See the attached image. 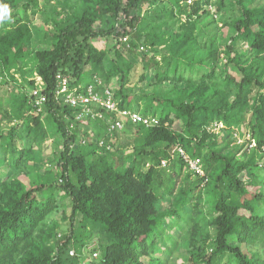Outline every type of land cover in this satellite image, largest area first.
<instances>
[{
    "label": "trees",
    "instance_id": "obj_1",
    "mask_svg": "<svg viewBox=\"0 0 264 264\" xmlns=\"http://www.w3.org/2000/svg\"><path fill=\"white\" fill-rule=\"evenodd\" d=\"M53 1L0 0V13L9 8L0 21V100L9 99L0 113L12 125L0 129V264H83L85 254L89 264H264V0H63L66 16L36 34L31 15ZM12 69L22 83L10 90L1 78L14 81ZM34 73L45 84L41 113L27 96ZM58 73L72 85L101 80L120 109L159 125H126L111 141L106 121L80 124L55 102ZM216 124L226 135L211 132ZM237 133L249 141L234 145ZM120 135L131 138L128 152L116 145ZM50 137L61 150L31 182L29 164ZM79 138L85 144L70 148ZM178 147L200 159L204 177L172 153ZM63 203L66 229L51 218ZM254 244L250 255L241 250Z\"/></svg>",
    "mask_w": 264,
    "mask_h": 264
},
{
    "label": "built area",
    "instance_id": "obj_2",
    "mask_svg": "<svg viewBox=\"0 0 264 264\" xmlns=\"http://www.w3.org/2000/svg\"><path fill=\"white\" fill-rule=\"evenodd\" d=\"M197 1L199 0H183L181 5L192 6ZM183 18L181 19L184 21L185 18ZM120 41L126 42L127 37L120 38ZM139 51L143 53L145 52V48L141 47ZM55 79L56 86L53 91L55 102L59 106L65 105L74 110L73 118L80 124L96 119L106 121L107 137L111 141L114 139L116 133L124 130L126 125H142L148 128L159 125V120L156 117L143 116L136 111L120 109L112 90L109 87H104L102 81L97 78H93L88 84L80 85H72L70 78L61 73H58ZM28 80L33 82V86L28 90L27 96L36 113H41L43 105L47 102V96L44 93V81L36 73ZM105 113L111 117V120H107L108 118ZM70 128L72 130L73 126L71 125ZM78 143L84 145L85 140L79 138L73 141L70 148L74 149ZM98 145L100 148L110 149V146L105 144L104 139L100 140ZM177 154L181 156L189 172L194 176H205L200 159L190 158L181 148H177ZM166 163V161H163L161 166L165 167ZM69 254L70 256H74V251L71 250ZM94 257H97V254H94ZM83 264H86V262L83 261Z\"/></svg>",
    "mask_w": 264,
    "mask_h": 264
},
{
    "label": "rangeland",
    "instance_id": "obj_3",
    "mask_svg": "<svg viewBox=\"0 0 264 264\" xmlns=\"http://www.w3.org/2000/svg\"><path fill=\"white\" fill-rule=\"evenodd\" d=\"M77 0H73V2H76ZM248 3H252L253 1L252 0H247ZM62 2L63 0H54L50 7H46V8H41L35 15H31L30 17V26L31 28L37 33V31L39 32H44L45 29H48V30H51L52 29V25L50 23L51 21V18L52 16H55V15H58V13L60 14V16L58 17V19H61L63 17L66 16V10L63 8V5H62ZM51 10V11H50ZM57 10V12H56ZM210 12L213 14L214 13V10L213 8L211 7L210 8ZM215 17V16H214ZM184 19V18H183ZM215 20H218L217 17H215ZM223 25H218V29L220 28V31H219V37L220 38H225L227 35V30L224 29V27L222 28ZM39 42V41H38ZM48 42L47 41H44V42H40V47L43 48L45 47L46 43ZM108 44L110 46H112L113 44V41H108ZM100 48L103 47L104 44L103 42H97V44ZM221 46H222V43H221ZM139 68L135 71V75L138 76L139 74ZM134 83L131 84V86L135 87V86H138L136 85V81L134 80L133 81ZM115 86V82L112 81L111 83V88ZM148 89L147 90H151L150 87H147ZM13 90V89H11ZM4 94L5 96H7L5 93H3V91L0 92V96ZM8 98V97H6ZM0 103L2 104V106H0V112H2V110L4 108H6L7 106V103H6V100L2 98V102L0 100ZM27 115V114H25ZM11 122L8 121V119H2L1 118V113H0V129L2 130H6V129H9L11 127ZM86 133H91L92 132V129H89V127H85L84 128ZM211 132H215L217 134H220V135H226L225 134V131L223 130V126L220 124H216L212 127L211 129ZM80 137V136H79ZM117 147L119 148H122L124 149L125 152H128L129 149H130V145H131V138L130 136L128 135H120L119 137H117ZM234 140H235V143L234 145H241L243 142L245 141H249V137L248 136H244V137H240L239 134L237 133L235 136H234ZM254 146V143H252L251 147ZM179 148V147H178ZM61 150V146L59 145V141L55 138V137H50L44 144H43V147L40 148V150H38L39 152H41L40 154V162L39 163H35L33 165L29 164V174H28V178L31 182H34L35 180V175H36V171H39V172H43L45 168L49 167L50 164H51V161H52V157L58 152ZM172 153L174 155L177 154V148H175ZM173 154H172V157H173ZM168 165V163H166V166ZM7 171H9V169L7 170L6 168L4 169V173L7 174ZM188 173L187 170L184 171L183 175H186ZM8 174H10V172H8ZM1 173H0V178H1ZM182 175V177H183ZM241 178L244 180V181H248L249 180V173L245 172L242 174ZM194 180V177L192 176V179L191 181ZM205 196V194H203ZM171 203H172V197H167L166 199L162 200L160 202V210L161 211H164V210H169L171 208ZM206 209V208H205ZM190 211V210H189ZM63 213L68 216L69 215V211L68 209L66 208V204L63 203L62 205H60V210L58 211L57 214H54L51 218L57 220L60 224H62V228L63 229H66L67 228V225H68V222L67 220H63ZM171 219H166V224H165V227H167L166 225L169 224L171 221ZM209 232H210V236H211V239L214 238L215 236V232L213 230L212 227L209 228ZM169 234L171 236H174V237H177V238H180L181 237V232L180 230L178 229V227L176 226H173L170 230H169ZM96 245V241L95 240H92L91 242V245L89 246V249H93ZM259 247V245L257 244H254L253 246H246V245H241V250L247 254V255H250V252H255L257 251V248ZM179 254H183L185 255L186 254V248L185 247H180L179 251H178ZM177 254H175L173 256L172 259L175 260V258L177 257L176 256ZM176 256V257H175ZM88 255L85 254L84 256V261L86 262V264H89L88 262ZM144 263L147 262V259L146 258H143L142 259ZM181 261H177V264H180ZM225 264H228L227 262H224Z\"/></svg>",
    "mask_w": 264,
    "mask_h": 264
},
{
    "label": "crops",
    "instance_id": "obj_4",
    "mask_svg": "<svg viewBox=\"0 0 264 264\" xmlns=\"http://www.w3.org/2000/svg\"><path fill=\"white\" fill-rule=\"evenodd\" d=\"M10 75L13 76L14 81L13 80H10L8 74H6V73H4L3 79L1 78V80L6 81L7 83H9V86H11L9 88L11 90V89H13V85L22 83V79H21L20 73H17L13 69L10 71ZM8 100H6V103H7Z\"/></svg>",
    "mask_w": 264,
    "mask_h": 264
},
{
    "label": "clouds",
    "instance_id": "obj_5",
    "mask_svg": "<svg viewBox=\"0 0 264 264\" xmlns=\"http://www.w3.org/2000/svg\"><path fill=\"white\" fill-rule=\"evenodd\" d=\"M9 18V8L7 5L2 6V13H0V21L7 20Z\"/></svg>",
    "mask_w": 264,
    "mask_h": 264
}]
</instances>
